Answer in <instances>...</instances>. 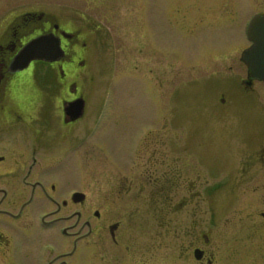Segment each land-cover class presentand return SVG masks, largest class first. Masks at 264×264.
Returning <instances> with one entry per match:
<instances>
[{
    "label": "flooded vegetation",
    "instance_id": "obj_1",
    "mask_svg": "<svg viewBox=\"0 0 264 264\" xmlns=\"http://www.w3.org/2000/svg\"><path fill=\"white\" fill-rule=\"evenodd\" d=\"M212 2L221 9L212 5L214 15L208 24L221 21L225 25L216 33L229 34H220L213 44L214 26L209 25L208 50L235 49L240 55L229 60L195 58L189 65L203 68L202 61H208L204 67L209 65L215 72L218 61H231L245 70L237 77L241 91H231L229 100L228 91L202 90L209 103L199 107V115L212 112L211 108L225 115L234 95L242 93L238 95L245 101V124L252 117V132L234 147L222 172L236 183H245V193L248 189L261 193L264 203V79L252 74L246 62L250 58L242 56L254 45L249 23L253 16L264 15V0ZM43 34L53 38L46 53L54 58H33L22 68L14 67L18 52ZM90 37L85 27L65 26L55 14L37 7L0 15V264H74V259L77 264H155L154 252L162 242L161 250H167L157 264L248 262L245 232L242 243L233 245L228 230L244 225L245 231L264 233V207L245 202V208L235 209L245 218L230 219V203L196 201L202 200L203 183H208L213 170L189 145L190 136L170 138L173 124L165 110L161 119L158 116L148 124L152 136L136 139L124 155L98 159L101 181L111 178L113 183L106 185L109 190L103 186L100 199L91 201L86 190L73 188L68 168L74 156L73 139L80 134L75 133L80 128L77 123L99 114L88 111L90 96L78 84L89 67ZM149 48H154L152 42ZM179 63L187 66L184 59ZM160 98L164 100L162 93ZM78 99L83 108L76 116L72 107L69 112L65 107ZM78 161L84 160L78 156ZM217 187L211 184L210 191ZM172 191L183 192L178 201L170 200ZM155 225L159 233H149L147 229ZM261 249L264 264V242Z\"/></svg>",
    "mask_w": 264,
    "mask_h": 264
},
{
    "label": "rangeland",
    "instance_id": "obj_2",
    "mask_svg": "<svg viewBox=\"0 0 264 264\" xmlns=\"http://www.w3.org/2000/svg\"><path fill=\"white\" fill-rule=\"evenodd\" d=\"M212 5L214 10L221 9V5L213 4L212 0H0V15L37 7L55 14L65 26H83L91 33L89 67L81 74L78 84L90 96L88 111L95 110L99 114L85 117L77 123L80 128L74 130L80 134H75L73 139L74 156L68 168L73 188L86 190L91 201L100 199L103 186L109 190L106 185H113L111 178L101 181L99 170L102 167L98 159L103 155L110 158L124 155L136 139L139 141L149 134L152 136V133H147L151 127L148 124L156 122L158 116L161 119L165 110L173 124L170 126V138L190 136L189 145L195 148L202 164L213 170L208 183H203L202 200L198 197L196 201L230 203L233 207L227 216L230 219L245 218L242 210L239 214L235 212V209L245 208V202L254 207H264L261 193L250 189L245 193V183H236L235 179L224 176L222 172L229 166L234 147L252 132V117L245 124L242 93L234 95L232 106L225 115L214 108L206 115H199V107L209 103L202 90L212 89L214 94L228 91L226 99L229 100L231 91H241L237 77L242 76L245 70L244 66L231 61H218L215 72L208 68L209 65L204 67L208 61H202L203 68H198L200 71L189 65L195 58L229 60L240 55V50L235 49L208 50L205 43H209V25L214 26L210 38L213 44L223 33L216 32L225 25L221 21L208 24L214 15ZM223 34L229 33L225 31ZM149 42L154 48H149ZM181 59L187 61V66L179 63ZM178 90L186 93L180 94ZM57 91L60 96V84ZM161 93L165 103L160 98ZM216 106L220 108L219 104ZM177 122L183 124V128ZM78 156L84 161H78ZM211 184L218 186L216 191H210ZM173 191L170 200L173 197V201H178L183 192ZM153 198L158 199V195ZM145 228L139 232L144 233ZM154 228L147 230L159 233L156 225ZM251 231H245L244 225H234L228 230L231 237L227 239L229 244L235 241L233 245H237L242 243L245 232V243L250 244L245 248L249 260L245 264H262L264 233L259 229L254 233ZM163 243L155 249L152 261L155 264L167 250H161ZM73 263L77 264L76 259Z\"/></svg>",
    "mask_w": 264,
    "mask_h": 264
},
{
    "label": "water",
    "instance_id": "obj_3",
    "mask_svg": "<svg viewBox=\"0 0 264 264\" xmlns=\"http://www.w3.org/2000/svg\"><path fill=\"white\" fill-rule=\"evenodd\" d=\"M248 34L249 37L254 40V45H252V47L248 51L245 52L244 50L242 52L243 59L245 60V56L249 57L250 61L246 62L249 65L252 74L255 77L264 79V15L253 16L249 24ZM52 39L53 38L51 35L48 36V34H44L31 41L29 44L23 47L14 57L13 66L22 68L33 58L52 60L54 57H52V55H47V53L50 51L48 42ZM71 107L72 110H75V113L77 112L76 116H78L80 109L83 108L82 99H78L76 101L68 103V106L65 107V109H67L66 111L69 112ZM80 194L81 193L79 192L75 193V195Z\"/></svg>",
    "mask_w": 264,
    "mask_h": 264
}]
</instances>
